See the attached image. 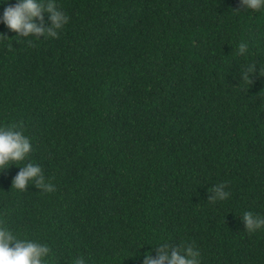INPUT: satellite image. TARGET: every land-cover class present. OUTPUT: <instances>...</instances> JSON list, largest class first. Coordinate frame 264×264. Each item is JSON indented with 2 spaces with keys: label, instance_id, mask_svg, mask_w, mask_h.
Returning <instances> with one entry per match:
<instances>
[{
  "label": "trees",
  "instance_id": "trees-1",
  "mask_svg": "<svg viewBox=\"0 0 264 264\" xmlns=\"http://www.w3.org/2000/svg\"><path fill=\"white\" fill-rule=\"evenodd\" d=\"M56 3L69 17L56 38L0 24V126L32 145L0 172V221L48 244L50 264H142L160 241L192 244L201 264H264V229L241 218L264 215V12L239 0ZM28 162L51 192L11 187ZM220 183L229 197L210 200Z\"/></svg>",
  "mask_w": 264,
  "mask_h": 264
},
{
  "label": "clouds",
  "instance_id": "clouds-1",
  "mask_svg": "<svg viewBox=\"0 0 264 264\" xmlns=\"http://www.w3.org/2000/svg\"><path fill=\"white\" fill-rule=\"evenodd\" d=\"M5 3L6 0H0V5ZM239 3L244 11L264 12V0H239ZM45 11L48 13L46 26L42 15ZM68 20L69 17L57 6L56 0H15L14 4L4 7L0 13V24L15 32L16 36L24 38L29 36L40 38L44 37L45 33L56 38ZM246 49L245 43L238 45L240 54H245ZM254 71V63L248 64L247 72L243 74L244 81L250 80L249 74ZM31 151L30 138L16 125L0 126V172L10 166H17L16 162L24 161ZM30 183L46 192H51L54 188V185L46 180L40 165L28 162L22 167L19 166V170L12 178L11 187L23 191ZM211 192L213 195L209 199L213 201L225 200L230 194L224 183L213 185ZM241 218L249 233L264 229L262 214L244 211ZM156 246V255L153 256L151 251L145 252L142 264H201L199 251L190 243L172 245L168 241H160ZM50 260L48 244L21 238L0 221V264H50ZM72 264L89 262L77 256Z\"/></svg>",
  "mask_w": 264,
  "mask_h": 264
}]
</instances>
